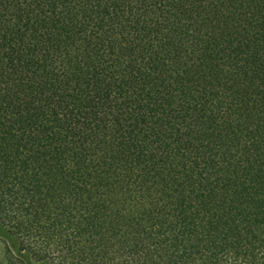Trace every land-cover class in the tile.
<instances>
[{
    "label": "trees",
    "instance_id": "trees-1",
    "mask_svg": "<svg viewBox=\"0 0 264 264\" xmlns=\"http://www.w3.org/2000/svg\"><path fill=\"white\" fill-rule=\"evenodd\" d=\"M0 264H264V0H0Z\"/></svg>",
    "mask_w": 264,
    "mask_h": 264
}]
</instances>
